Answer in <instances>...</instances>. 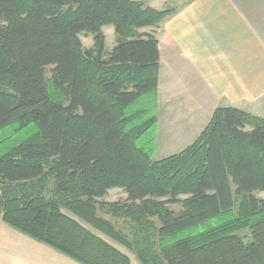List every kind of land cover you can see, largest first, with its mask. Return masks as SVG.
Returning a JSON list of instances; mask_svg holds the SVG:
<instances>
[{
    "label": "trees",
    "instance_id": "obj_1",
    "mask_svg": "<svg viewBox=\"0 0 264 264\" xmlns=\"http://www.w3.org/2000/svg\"><path fill=\"white\" fill-rule=\"evenodd\" d=\"M174 14L145 0H0V224L81 264H131L108 239L141 264H264L263 118L219 107L192 145L155 159L161 58L140 30ZM9 130L30 134L3 145ZM114 189L126 200L103 201Z\"/></svg>",
    "mask_w": 264,
    "mask_h": 264
},
{
    "label": "crops",
    "instance_id": "obj_2",
    "mask_svg": "<svg viewBox=\"0 0 264 264\" xmlns=\"http://www.w3.org/2000/svg\"><path fill=\"white\" fill-rule=\"evenodd\" d=\"M145 1L175 10L160 28L140 30L159 41L158 106L174 145H192L219 107L264 119V0ZM107 30L113 50L115 29H104L106 44ZM0 264L81 263L1 223Z\"/></svg>",
    "mask_w": 264,
    "mask_h": 264
},
{
    "label": "rangeland",
    "instance_id": "obj_3",
    "mask_svg": "<svg viewBox=\"0 0 264 264\" xmlns=\"http://www.w3.org/2000/svg\"><path fill=\"white\" fill-rule=\"evenodd\" d=\"M150 7V6H149ZM109 27V26H107ZM112 27V26H111ZM106 28V27H105ZM104 28V29H105ZM160 28V27H158ZM158 28H154V29H158ZM103 29V31H104ZM105 34V32H104ZM107 35H108V39H107V51L110 52L112 51V44H111V39H114L113 36H111L110 32L107 30ZM106 36V35H105ZM111 36V37H110ZM92 39L91 36H86V35H82L81 36V41L83 44V47L85 49H90L92 48V44L90 42V40ZM162 112L161 115V123L158 124V127L156 129V136H157V151L155 154V159L157 161L160 160H164L166 158H169L173 155L179 154L180 152H182L184 149L188 148V144H183L180 143L178 145H174V139L171 135L168 134L167 129L164 128V125H166V122H163V111L162 109H158V116L160 117V114ZM10 131V130H9ZM26 130H21V131H17V130H12L10 132H6L4 134H2V138H1V142L3 145H8V144H12L14 141H20L23 140L24 138H26L27 136H29L30 133L25 132ZM28 131V130H27ZM190 142V141H189ZM192 142V141H191ZM233 191L235 193V188L233 187ZM258 198L260 199H264V193L260 192V193H256L255 194ZM127 198V194L124 192V190L122 189H114L112 190L108 196L106 198L103 199V201H106L108 203H115L118 201H124ZM187 197L182 196L181 199H186ZM239 206H240V200H236V208H235V212H238L239 210ZM172 209L176 210V211H180L181 210V206L180 205H174L171 206ZM106 218H110V216L108 215H102ZM241 236H247L249 235V231H243L240 233ZM108 242H110L111 244H113L116 248L120 249L123 253L127 254V255H131L132 257H134V259L136 261H138L136 254H134L133 252L129 251L127 248L123 247L122 245L108 239Z\"/></svg>",
    "mask_w": 264,
    "mask_h": 264
}]
</instances>
